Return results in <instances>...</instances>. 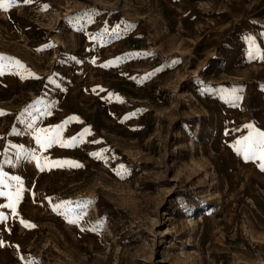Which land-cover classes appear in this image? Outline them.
<instances>
[{"label":"rangeland","instance_id":"374dc122","mask_svg":"<svg viewBox=\"0 0 264 264\" xmlns=\"http://www.w3.org/2000/svg\"><path fill=\"white\" fill-rule=\"evenodd\" d=\"M4 2L0 264H264V0Z\"/></svg>","mask_w":264,"mask_h":264},{"label":"snow or ice","instance_id":"6c2138e0","mask_svg":"<svg viewBox=\"0 0 264 264\" xmlns=\"http://www.w3.org/2000/svg\"><path fill=\"white\" fill-rule=\"evenodd\" d=\"M8 2V6H11L12 4L16 3V0H7ZM33 2V0H23L24 4H31ZM47 6H45L46 8ZM0 8H5V2L4 0H0ZM105 32H108V29L105 28L104 29ZM113 32H115L116 30L113 29ZM92 39H95V37H92ZM249 40H251V38L249 37ZM249 56L251 58H255L253 56V53L250 52ZM4 59V57H0V60ZM16 64L19 65V61H16ZM20 67H23L22 65H20ZM3 68L0 67V75H3ZM239 99V98H237ZM3 112H0V115H3ZM67 123V121L65 122ZM29 128L32 127V124L29 123L28 125ZM60 126H57V128H59ZM245 127L247 128H251V125H245ZM48 129H38L36 130V134H35V138H36V142L38 144L41 145V147L43 148H47V147H51V145L55 142H59V138L57 137H53V136H49L48 135ZM88 130L85 129V132H87ZM227 134V133H226ZM72 142L75 143L77 141V137H72ZM61 146H69L67 144H61ZM236 151L237 152H242L244 159L245 160H250V159H259L261 161L260 163V167L261 170H264V132H250L248 136L243 137V140H237L236 141ZM92 155H96V154H92ZM25 158H27V154L25 155ZM32 159H36V157L33 155ZM54 166L57 167H61L63 166L62 164L56 163ZM69 166H74V167H82V165L76 163V162H71ZM37 167L39 168L40 171H43L44 168H42L40 166L39 163H37ZM17 180V184L20 183L19 177L15 178ZM23 191L22 187L17 188V191L15 192L14 196L13 194H9V193H5V192H0V196H7L9 199V203L6 205H2V207H6V208H10L12 209L13 214L15 215V203L13 202L14 200L16 202L19 201L20 199V194ZM51 202V201H50ZM73 202L71 201H61L59 204H55L52 207L53 211L58 212V214L63 215L64 213L62 211H60L62 208H64L65 206L71 204ZM68 210V209H66ZM84 213H81L80 215L77 216L76 219H71L68 222L69 223H74V224H78L79 220L82 219ZM5 217L3 215V213H0V220H4ZM21 223L25 226V227H34V225H30L27 221L21 220ZM82 231L84 229H81ZM0 246H3V241H0Z\"/></svg>","mask_w":264,"mask_h":264}]
</instances>
